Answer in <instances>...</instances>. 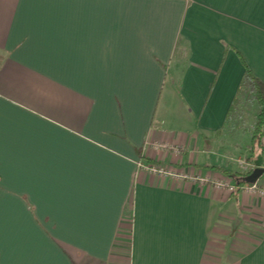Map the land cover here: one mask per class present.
<instances>
[{"label": "crops", "instance_id": "crops-1", "mask_svg": "<svg viewBox=\"0 0 264 264\" xmlns=\"http://www.w3.org/2000/svg\"><path fill=\"white\" fill-rule=\"evenodd\" d=\"M240 56L264 81V0H0V264H264V195L200 161Z\"/></svg>", "mask_w": 264, "mask_h": 264}, {"label": "trees", "instance_id": "trees-1", "mask_svg": "<svg viewBox=\"0 0 264 264\" xmlns=\"http://www.w3.org/2000/svg\"><path fill=\"white\" fill-rule=\"evenodd\" d=\"M240 59L244 65V73L240 80L236 95L228 111L223 128H225V126H231V128H238L240 126L237 119L242 117V115L239 113V109L244 102L248 103L249 105L256 106L255 118L252 125L249 128L244 127V130L248 129L251 132L250 153L252 155L246 158L247 162H251L254 160V152H256V150L263 152L261 137L264 134V81L253 73L241 56ZM142 158L145 157L142 156ZM145 161L146 164L151 166H161L160 162H156L150 158H145ZM257 168L263 169L256 165L246 166L244 168L240 167L233 170L218 167V169H220L221 172L226 177L230 178L233 184H235L237 188L235 193L239 192L246 185H249L248 183L243 182V179L252 174V172ZM263 174H261L259 178Z\"/></svg>", "mask_w": 264, "mask_h": 264}, {"label": "rangeland", "instance_id": "rangeland-1", "mask_svg": "<svg viewBox=\"0 0 264 264\" xmlns=\"http://www.w3.org/2000/svg\"><path fill=\"white\" fill-rule=\"evenodd\" d=\"M169 96V91L165 88L159 103V110L161 111H165L166 108V101L168 99ZM176 98V100H175ZM172 100L175 102L171 103V107H169L168 110V115H174L175 112H177L179 109V104H178V100L176 95L172 96ZM239 113L242 115L241 118L237 119L238 124L240 125L239 127H249L253 121H254V117H255V108L252 105H249L248 103L244 102L239 109ZM175 129V126H172ZM170 129H173L171 127H169ZM223 134L226 137V140L223 143L219 144V147L217 150L215 151V154H218L217 156L220 158L219 162L215 159V156L213 157V155H204L202 156V163H205L207 165L210 164H215V165H221L224 168L230 169V167L232 169H238L239 168V163L238 160L243 158V150L244 147H246V140H247V136L242 137L241 135H235L234 137H232V141L231 142H237L239 144H237L236 149H233L232 147H230V126L229 127H225V129L223 130ZM232 148V149H231ZM242 154V155H241ZM230 158H232L234 161L230 162ZM222 160L226 161L228 160V162H222ZM227 166V167H226ZM127 244V243H126ZM126 250H128V248H125Z\"/></svg>", "mask_w": 264, "mask_h": 264}, {"label": "built area", "instance_id": "built-area-1", "mask_svg": "<svg viewBox=\"0 0 264 264\" xmlns=\"http://www.w3.org/2000/svg\"><path fill=\"white\" fill-rule=\"evenodd\" d=\"M261 143L264 145V134L261 137ZM239 166L241 168H244L246 166H251L249 163L245 162V160L239 159L238 160ZM138 166L143 169H148L149 171L153 173H158V174H171L174 175L173 172H170L169 170H166L164 168H149L147 165H143L142 163H138ZM264 170V166L262 167ZM179 177H185V175L178 174ZM192 178H197V177H192ZM205 179H201V181H204ZM215 186L217 188H223L226 189L228 192H235L236 191V186L235 184L231 183L229 180H218L215 181ZM241 190H244L248 193H259L261 195H264V183H259L258 180H256L254 183L246 185L243 187Z\"/></svg>", "mask_w": 264, "mask_h": 264}, {"label": "water", "instance_id": "water-1", "mask_svg": "<svg viewBox=\"0 0 264 264\" xmlns=\"http://www.w3.org/2000/svg\"><path fill=\"white\" fill-rule=\"evenodd\" d=\"M264 170L263 169H260V168H257L255 169L252 174H250L249 176L245 177L243 179V182L245 183H248V184H252L254 183L261 174H263Z\"/></svg>", "mask_w": 264, "mask_h": 264}]
</instances>
